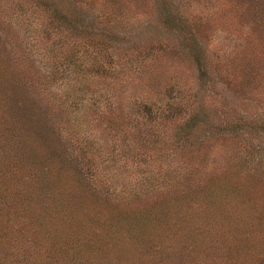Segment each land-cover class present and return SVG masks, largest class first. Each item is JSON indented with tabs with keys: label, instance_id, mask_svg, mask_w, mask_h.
<instances>
[{
	"label": "rangeland",
	"instance_id": "rangeland-1",
	"mask_svg": "<svg viewBox=\"0 0 264 264\" xmlns=\"http://www.w3.org/2000/svg\"><path fill=\"white\" fill-rule=\"evenodd\" d=\"M2 84V264L79 247L85 264L106 248L100 264H207L235 225L264 264V0H0ZM12 125L32 134L27 155ZM241 192L252 213L201 214ZM184 216L206 252L169 253Z\"/></svg>",
	"mask_w": 264,
	"mask_h": 264
},
{
	"label": "trees",
	"instance_id": "trees-1",
	"mask_svg": "<svg viewBox=\"0 0 264 264\" xmlns=\"http://www.w3.org/2000/svg\"><path fill=\"white\" fill-rule=\"evenodd\" d=\"M6 81H7V79H6ZM3 84L2 85H0V88H3ZM0 91H1V89H0ZM6 91H7V88L5 89V91L2 93V95L4 96V94L6 93ZM12 111V110H11ZM26 122H28V121H26ZM10 127V126H9ZM10 129H12V131L10 132L12 135L13 134H18L19 135V140H18V142H17V144H16V148H17V152H24V155H27L26 153H25V150L27 149H30V147L31 148H33L31 145H30V142H31V133L30 132H28V131H23L24 133H25V136L24 135H22L23 133H20L19 131H20V129H24V128H22L21 126H19V127H17V126H11L10 127ZM25 130V129H24ZM4 135V133H0V136H3ZM40 138V137H39ZM39 141V140H38ZM34 149V148H33ZM35 151H37V148H36V150ZM25 157V156H24ZM23 160H25V158H23ZM10 185H11V187H10ZM56 183H54L53 184V187L54 188H57V187H62V188H64V186H62V185H57ZM56 186V187H55ZM12 188V176H7V177H1L0 176V228H2V226H4V224H5V220H7L8 219V216L6 215V213H7V211H9L8 209H12V205H13V199L9 196L10 195V193H9V191L7 190V188ZM222 188V187H221ZM211 189H213V192L214 191H216V193H215V195H214V197L215 196H217L218 195V191H220L221 192V189H220V186L219 185H217L216 187H214V188H211ZM222 190H224L223 192H221L220 194L222 195H224V192H225V190H226V187H223L222 188ZM246 195H248L247 194V192H241V195H239V197H240V200H233V199H228L227 200V202L224 204V206H229L230 208H231V210H229V212H226L224 209H223V202H222V199H221V196L219 195L218 197H217V199L216 200H213V201H215V203H214V205L213 206H209V205H205V207H202L201 206V208H200V210H201V214H205L206 215V213L208 214V212H211V214H212V217H216V216H221V217H223L222 216V214L221 213H224L225 215H224V217H234V216H236L237 215V213L235 212V213H233L234 211H236V210H239V211H241L240 212V214L242 213V212H244L245 213V215H246V213L247 214H250V213H252L253 212V208H252V205H254L253 203H254V201H246V198L244 199L243 197H245ZM23 195H21V196H19V197H22ZM209 196H212V191H210V193H208V194H205L204 195V198H206V199H208V197ZM18 197V198H19ZM42 199L44 200V201H46L45 200V196L43 195L42 196ZM9 200V201H8ZM19 200L20 201H18L17 203H18V205H19V207L20 208H22V209H24V207H25V202L24 201H22L21 200V198H19ZM7 201V202H6ZM44 201H42L41 203H43ZM217 201V202H216ZM207 204H210V203H207ZM12 211H14L13 209H12ZM136 209H129V210H126V213H121L120 214V218L121 219H131V217H128L129 215H132V218L133 219H135V220H137V219H139L140 217H141V219H142V216H143V214L142 213H140L141 214V216H140V214L138 215L137 213H136ZM213 214H216V215H213ZM250 220H251V218H249ZM55 221H59V222H61L62 221V217L60 216V218H58V220H57V216H56V220ZM179 220H177L176 221V224H177V222H178ZM188 221V218H186L185 216H184V219L182 218V226H181V228L180 229H178L179 230V233H175V235H176V237H177V246H174V244H172V243H170V247H169V253L171 252V253H174L175 251H179L180 253H183V256L185 255V254H188V255H190L191 254V252H190V250H192L193 249V244H198V246L199 247H203L202 249H201V251L202 250H204V251H202V252H206V248H210V245H211V243L213 242V241H211L209 238H210V236H208V232L207 231H205L204 229H203V235H205L206 237H208V239L205 241V242H207L206 243V245H204V243L205 242H203V240L202 239H199L198 241H196L197 240V237L198 236H193L195 233H193V232H190L189 234H187L190 230H188V231H186V227H187V222ZM249 221V220H248ZM123 222V221H122ZM255 222L253 221V224H254ZM183 227V228H182ZM29 229L27 228L26 229V231H28ZM35 230V229H34ZM116 230V229H115ZM119 229H117L116 231H118ZM232 232H230V235H233L231 238H233V239H229V238H226V237H224L223 236V241H222V243L221 244H218L217 246H218V248L217 249H220L222 252L223 251H229V252H227V256H225V258L226 259H224V258H221V257H219L220 255L218 254V257L219 258H215V259H212L214 256H216L217 257V255H214L213 253H210V259H209V261H208V263L207 264H259V262H257L253 257H252V255H241L240 253H239V244L240 243H242L243 245H241V248H243V247H247V248H252L253 247V243H252V239H253V232L254 231H252V228L251 227H249V226H245V227H239V226H234V228H232ZM197 232H199V231H197ZM34 233H36V230L34 231ZM187 234V235H186ZM197 235V234H196ZM224 235H226V236H228L229 235V233H226V234H224ZM48 237H50V235L48 236ZM47 239V238H46ZM45 240V239H44ZM257 242V241H256ZM58 249H61V246H60V241H58ZM260 244V243H259ZM105 245L108 247V244L105 242ZM189 245H192V246H189ZM220 245H222V246H220ZM238 245V248L236 247ZM76 247H78L77 245H76ZM64 248H66V247H64ZM63 248V249H64ZM81 247H79L78 249H80ZM256 248H257V246H256ZM77 249V251H74L75 253H71L70 255H65L64 257L63 256H61L59 259L60 260H58V264H85V258H79L80 256H82L81 255V253L79 252L80 250H78ZM65 250V249H64ZM194 250V249H193ZM238 250V251H237ZM58 251V250H57ZM105 251H106V253H104V252H100V250L98 249V250H94L93 252H89L88 253V261H90L91 263H93V264H95V263H98V264H100L99 263V261H101L103 258H105V256L107 255V254H109V252H108V248H106L105 249ZM237 251V252H236ZM59 252H60V250H59ZM67 253H69V252H67ZM224 253V252H223ZM169 255V254H168ZM91 258H90V257ZM250 256V257H249ZM82 257H84V256H82ZM121 257V256H120ZM209 257V256H208ZM253 258V259H252ZM76 259H78L77 261H76ZM106 259H107V257H106ZM199 261V259H198V256H196V258H193V259H189V262H190V264H192L193 263V261ZM108 261H112L114 264H121V261H119V260H111V259H108ZM202 264H206L205 262H201ZM0 264H2V261H1V259H0ZM165 264H168L166 261H165Z\"/></svg>",
	"mask_w": 264,
	"mask_h": 264
}]
</instances>
